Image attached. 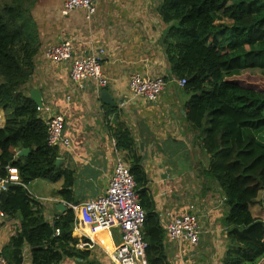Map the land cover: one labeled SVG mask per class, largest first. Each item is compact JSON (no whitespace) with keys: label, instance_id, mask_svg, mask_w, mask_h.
<instances>
[{"label":"trees","instance_id":"16d2710c","mask_svg":"<svg viewBox=\"0 0 264 264\" xmlns=\"http://www.w3.org/2000/svg\"><path fill=\"white\" fill-rule=\"evenodd\" d=\"M158 13L166 29L160 44L172 78L187 80L186 121L195 131L207 129L199 145L208 159L202 176L207 187L216 183L226 198L223 223L236 247L224 264H264V223L250 210L264 192V0H161ZM224 17L233 25L221 23ZM34 21L20 0L0 5V112H6L0 177H9L8 168L20 176L18 186L0 195L4 214L20 222L1 256L21 264L29 247L31 264H63L89 256L77 249L79 240L73 237L75 213L68 209L50 225L25 187L37 179H64L60 194L73 201V173L56 165L60 149L48 146V126L23 91L41 49ZM115 141L132 158V173L145 195L146 175L130 132L116 133ZM24 149L29 154L19 157ZM141 205L149 219L153 208L145 200ZM147 230L148 235L156 232L161 244L159 227L152 224Z\"/></svg>","mask_w":264,"mask_h":264},{"label":"crops","instance_id":"0c3cea01","mask_svg":"<svg viewBox=\"0 0 264 264\" xmlns=\"http://www.w3.org/2000/svg\"><path fill=\"white\" fill-rule=\"evenodd\" d=\"M96 3L94 19L101 18L96 29L83 28L74 18L58 26L55 20L57 13L61 14L63 3L60 0H41L32 11L37 24L44 25L43 46L41 43L38 54L42 59L23 91L29 97L33 90L40 91L44 105L40 117L45 122L57 114L65 118L64 137L71 145L58 146L62 160L58 166L73 173V201H67L60 194L64 179L57 182L37 179L25 187L37 201L46 221L54 225L70 209L69 205L93 200L106 191L118 155L124 156L132 166L129 153L115 145V134L129 131L140 159L138 165L147 180L145 195L138 187L140 201L142 204L145 200V204L153 208L145 226L148 264H224L231 246L229 229L223 223L227 213L222 202L224 195L216 183L207 187L208 182L202 176L208 159L199 145L207 129L195 131L186 121L185 105L190 96L172 78L160 44L166 33L158 13L161 0H97ZM221 23L233 25L228 17ZM51 29L58 31L51 35ZM67 40L73 44L74 58L94 55L100 49L105 51L102 62H106L103 74L108 79L105 90L114 99V107L99 100L98 92L103 89H98L95 83L76 86L70 78V64L45 59L47 48ZM135 73L166 79L165 91L158 101L134 99L128 84L129 77ZM5 118L6 112L1 111L0 129L5 125ZM194 145H198V159L194 156ZM38 181L42 182L40 189L50 187L53 196L33 194L29 186H35ZM261 194L250 209L256 218L262 214L259 212ZM60 204L66 210L62 211ZM190 205L196 207L202 229L200 244L196 247L184 239L170 241L164 230L167 223L184 215ZM258 219L264 223V210ZM152 224L162 231L161 244L157 243L156 232L148 235L147 229ZM19 231L17 218H0V255ZM83 232L87 229L83 231L79 227L73 237L79 240L77 249L88 252L89 256L86 260L69 259L63 264H112L102 252V246L105 242L118 244L119 231L99 235L96 237L98 245L94 247L87 244L89 241ZM22 258L31 262L29 247L24 248Z\"/></svg>","mask_w":264,"mask_h":264},{"label":"built area","instance_id":"2783aa9c","mask_svg":"<svg viewBox=\"0 0 264 264\" xmlns=\"http://www.w3.org/2000/svg\"><path fill=\"white\" fill-rule=\"evenodd\" d=\"M96 1L64 0L62 15L69 16L71 12L80 9L86 12L88 19H91L97 14ZM104 54L105 51L100 49L94 55L74 58L73 44L67 40L47 48L44 57L54 63L70 64V78L76 86L95 83L98 89L102 90L108 86V79L101 70ZM177 83L184 88L187 80H177ZM128 88L134 99H144L154 103L164 93L166 80L163 77L135 73L129 77ZM46 124L49 147H58L61 144L67 148L70 147V141L64 137L66 126L64 116L54 115L47 120ZM8 172V178L0 177V195L7 189L8 184L20 183L17 169L8 168ZM225 201L224 196L222 202L225 203ZM69 207L75 213L74 230H78L79 227H82L83 231L87 229V232L82 234L87 237L89 241L87 244L93 247L98 245L96 237L99 235L111 234L115 229L119 231L118 244L111 242L102 246V252L112 264H148L149 243L145 237L148 214L141 205L138 184L124 156H117L107 189L102 195L82 204L69 205ZM0 218H6L1 206ZM164 230L170 241L184 239L192 246H198L202 229L196 207L190 205L184 215L171 220L164 226ZM59 233L60 231L57 230L58 235ZM0 264L9 263L0 255ZM21 264H31V262L24 259Z\"/></svg>","mask_w":264,"mask_h":264},{"label":"rangeland","instance_id":"374dc122","mask_svg":"<svg viewBox=\"0 0 264 264\" xmlns=\"http://www.w3.org/2000/svg\"><path fill=\"white\" fill-rule=\"evenodd\" d=\"M41 0H20V2H22V4H23V7H24V9L25 10H29V11H35V8H36V3L37 2H40ZM7 2H11V0H0V5H4V4H6ZM60 2H62V3H64V0H60ZM97 6H98V4H97ZM62 9H63V4H62ZM61 9V10H62ZM77 11H79L80 12V14H78V15H76L75 14V12H77ZM62 12V11H61ZM75 12H71V14L69 15V16H64V15H61L60 13H57V17L58 18H56V23H58V26L59 25H65V24H67V23H69V20L70 19H73L74 18V20L76 19V21H78L79 23H81L82 25H81V27H89V28H92L93 27V29H96V28H98V26H99V22H101V18H96V19H94V17L93 18H91V19H88L87 18V14H86V12L85 11H83V10H76ZM74 13V14H73ZM35 20V19H34ZM34 23H35V28H36V32H37V36H38V38L40 39V41H41V33H42V27L44 26V25H39V24H36L37 22L36 21H34ZM38 25V26H37ZM55 31H58L57 29H51L50 30V32H51V35L53 34V33H55ZM46 33L47 32H49L48 30H46L45 31ZM55 38V37H54ZM53 38V39H54ZM41 43H42V41H41ZM42 46H43V43H42ZM42 58H41V56L40 55H38L37 56V60L36 61H34V65H35V68L37 67V69H38V67H39V61L41 60ZM105 65H106V62H104L102 65H101V70H102V72H104L105 71ZM72 91H75L74 89H72ZM38 109H40V108H38ZM193 149H194V156L198 159V145H194L193 146ZM202 156V155H201ZM42 185V182H40V181H38V182H36V185L35 186H32V185H30L29 186V189H30V191L33 193V194H35V195H39V196H42V197H46V198H50L51 196H53V193H52V190H51V188L49 187V188H45V189H40V186ZM35 189H38L39 191H36ZM262 207V210H259V212L260 213H262V214H258L257 215V213H256V215L258 216V218H261V216L263 215V208H264V192H263V194H261V198H260V202H259V209ZM231 244V243H230ZM235 244H240V242H239V240H237L236 242H235ZM235 245L233 246V244H231V246H230V249H235ZM229 257V256H228Z\"/></svg>","mask_w":264,"mask_h":264},{"label":"water","instance_id":"95a60500","mask_svg":"<svg viewBox=\"0 0 264 264\" xmlns=\"http://www.w3.org/2000/svg\"><path fill=\"white\" fill-rule=\"evenodd\" d=\"M98 96H99V100L102 101L103 104L108 105V106H112V107L115 106L114 99L112 98L111 94L107 90L103 89L102 91H100L98 93ZM30 97L37 107H39L40 109L43 108L44 105L42 103V96H41V93L39 90H37V89L33 90L31 92ZM29 152L30 151L28 149H24L18 153V156L19 157L27 156L29 154ZM61 162H62V160L58 159L56 165L58 166ZM18 185L19 184H17V183L8 184L7 188L13 187V186H18ZM59 206H61L62 211L66 210L65 207H62L63 205L60 204Z\"/></svg>","mask_w":264,"mask_h":264},{"label":"bare ground","instance_id":"6f19581e","mask_svg":"<svg viewBox=\"0 0 264 264\" xmlns=\"http://www.w3.org/2000/svg\"><path fill=\"white\" fill-rule=\"evenodd\" d=\"M106 244H109V242H107V243L105 242V244H104V245H106Z\"/></svg>","mask_w":264,"mask_h":264}]
</instances>
